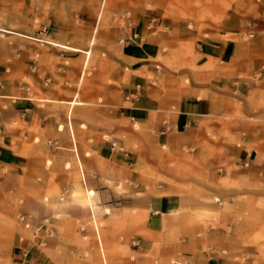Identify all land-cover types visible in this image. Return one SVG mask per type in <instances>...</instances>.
Returning a JSON list of instances; mask_svg holds the SVG:
<instances>
[{
	"label": "rangeland",
	"instance_id": "374dc122",
	"mask_svg": "<svg viewBox=\"0 0 264 264\" xmlns=\"http://www.w3.org/2000/svg\"><path fill=\"white\" fill-rule=\"evenodd\" d=\"M252 48L264 0H0V264H264V89L224 67ZM133 92L200 105L193 137Z\"/></svg>",
	"mask_w": 264,
	"mask_h": 264
},
{
	"label": "crops",
	"instance_id": "0c3cea01",
	"mask_svg": "<svg viewBox=\"0 0 264 264\" xmlns=\"http://www.w3.org/2000/svg\"><path fill=\"white\" fill-rule=\"evenodd\" d=\"M55 21L56 20L52 18L50 20L49 25L53 26ZM134 47L135 48H131V47L127 48V50H129L130 52L133 50L135 51L134 53L132 52L134 56L142 55V52L144 53V56H147L148 53L150 52L153 53L154 51H156L154 46L149 45V44H146L144 47H141V48H136L135 45ZM76 50H79V49H76ZM247 51H248V54L245 55V58L241 59L238 62H235V64H234V60H232L233 53L230 54V56L227 57V59L224 61L225 62L224 67L226 68L231 67L232 69L233 67H236L234 70L235 74H241L240 77L235 81L236 83L235 87L237 89L239 88L250 89V88H254L255 86L257 89L259 88L264 89V61L258 60V58L254 57L252 52L256 51L255 49H253L252 51L251 50H247ZM132 53H130V56L133 55ZM141 66L139 65L138 68H142ZM147 66L151 67L152 64H148ZM221 77H222L221 74H219L218 76H215V78H219L218 82H220L219 80L222 79ZM224 78H225L224 82L227 84L229 82L228 80L229 76L225 75ZM133 96L135 98V101L137 102V106L127 112L130 114L134 112L137 115L144 116L145 120H147V124L151 125V128L153 130H157L161 132L164 138H168L166 132L172 131V130L187 131L193 137L192 132L195 129L194 127L195 123L190 122V116L188 115H193V118H194L196 115L198 116L199 114H202V112L199 109L200 105L188 104V108H191V109L185 110V107H184L183 111L178 113L176 118L173 121L164 122L162 121L166 113L164 110L149 107L150 101L147 98V96H145L143 100L139 96H137V93L133 92ZM129 98L130 97H128V100L131 101ZM186 114L187 116H185ZM188 124H190V127ZM91 145L93 146V148H95L96 153L99 156H102L103 158L106 156V154L108 155L110 153V150L111 151L114 150V148L112 147L110 150L109 148L106 149L105 142H102L101 144L99 142H92ZM108 147H110V145H108ZM4 157L7 158L8 156L5 155ZM90 192L93 193V191H90ZM42 260L43 258L40 252L32 249V246H30V241L25 240V241L16 242L14 252L10 256L9 262L5 264H45L44 263L45 261H42Z\"/></svg>",
	"mask_w": 264,
	"mask_h": 264
},
{
	"label": "bare ground",
	"instance_id": "6f19581e",
	"mask_svg": "<svg viewBox=\"0 0 264 264\" xmlns=\"http://www.w3.org/2000/svg\"><path fill=\"white\" fill-rule=\"evenodd\" d=\"M89 194L91 195L92 194V192H89ZM90 201V200H89ZM92 201V200H91Z\"/></svg>",
	"mask_w": 264,
	"mask_h": 264
}]
</instances>
